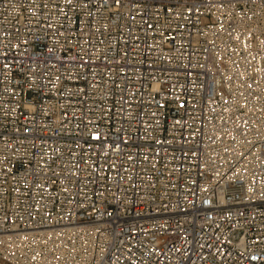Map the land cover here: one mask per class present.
Wrapping results in <instances>:
<instances>
[{
  "label": "built area",
  "instance_id": "obj_1",
  "mask_svg": "<svg viewBox=\"0 0 264 264\" xmlns=\"http://www.w3.org/2000/svg\"><path fill=\"white\" fill-rule=\"evenodd\" d=\"M0 264H264V0H0Z\"/></svg>",
  "mask_w": 264,
  "mask_h": 264
}]
</instances>
